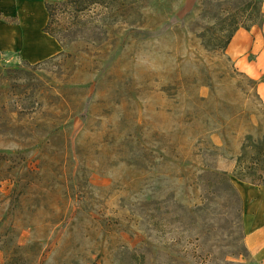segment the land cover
<instances>
[{"label": "rangeland", "instance_id": "rangeland-1", "mask_svg": "<svg viewBox=\"0 0 264 264\" xmlns=\"http://www.w3.org/2000/svg\"><path fill=\"white\" fill-rule=\"evenodd\" d=\"M238 2L135 0L35 68L0 50L1 264H256L218 176L264 132V75L227 51Z\"/></svg>", "mask_w": 264, "mask_h": 264}, {"label": "crops", "instance_id": "crops-1", "mask_svg": "<svg viewBox=\"0 0 264 264\" xmlns=\"http://www.w3.org/2000/svg\"><path fill=\"white\" fill-rule=\"evenodd\" d=\"M49 19L45 0H0V50L17 51L31 62L52 57L65 47L43 29ZM228 54L250 77L264 75V21L251 29L239 28ZM264 86L261 82L260 89ZM242 196V224L245 244L256 262L264 264V183L236 179Z\"/></svg>", "mask_w": 264, "mask_h": 264}, {"label": "trees", "instance_id": "trees-1", "mask_svg": "<svg viewBox=\"0 0 264 264\" xmlns=\"http://www.w3.org/2000/svg\"><path fill=\"white\" fill-rule=\"evenodd\" d=\"M45 4L49 19L43 30L54 36L65 48L76 41L101 43L103 35L109 30L108 28H113L121 21L132 22V16L135 13V0H45ZM237 5L238 7L231 13L236 27L229 35L228 45L239 28L251 29L252 26L262 24L264 21V0H239ZM241 22L245 24L240 27ZM64 54L65 50L33 65L28 61L27 64L35 68ZM67 56L71 57L72 55L68 54ZM7 72L6 78L11 80V85L21 90L22 85L15 83L16 76L13 73L23 72V70L16 68ZM17 94L19 95V93ZM34 106L35 104L25 105V108ZM218 176L229 185L231 192L238 197L242 209L243 199L232 176L253 184L264 183V132L258 138L252 133H247L241 152L236 157L233 173L229 174L224 171L218 173ZM3 220L4 218L0 222V228ZM8 241L9 238L5 234L0 236V252L6 253Z\"/></svg>", "mask_w": 264, "mask_h": 264}, {"label": "bare ground", "instance_id": "bare-ground-1", "mask_svg": "<svg viewBox=\"0 0 264 264\" xmlns=\"http://www.w3.org/2000/svg\"><path fill=\"white\" fill-rule=\"evenodd\" d=\"M261 92H262V95L264 97V86L262 87Z\"/></svg>", "mask_w": 264, "mask_h": 264}]
</instances>
